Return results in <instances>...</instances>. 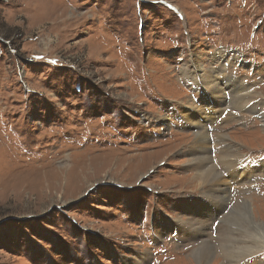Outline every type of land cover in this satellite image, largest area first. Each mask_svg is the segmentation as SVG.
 I'll return each instance as SVG.
<instances>
[{
    "label": "rangeland",
    "instance_id": "1",
    "mask_svg": "<svg viewBox=\"0 0 264 264\" xmlns=\"http://www.w3.org/2000/svg\"><path fill=\"white\" fill-rule=\"evenodd\" d=\"M203 75L234 88L205 129ZM201 131L215 162L231 144L260 170L215 204L193 177ZM252 215L264 0H0V264H194L207 243L208 264H235L223 252L260 231Z\"/></svg>",
    "mask_w": 264,
    "mask_h": 264
},
{
    "label": "bare ground",
    "instance_id": "2",
    "mask_svg": "<svg viewBox=\"0 0 264 264\" xmlns=\"http://www.w3.org/2000/svg\"><path fill=\"white\" fill-rule=\"evenodd\" d=\"M221 53H222L221 58H222V60H224L225 54H224V52H221ZM215 56H216V54H215ZM213 71H215V70H213ZM186 75L188 78H192L193 73L187 72ZM200 79H201L200 80L201 84L204 87L206 93L212 95V98L210 96H207L205 98V100H206L205 106L206 107H204V111L199 112L198 109H197L198 111L196 110L199 114H201V115L204 114L203 115L204 117L202 116L203 119H200L198 121L197 125H199L202 129H205L206 128L205 124L208 123L209 120H217V121L219 120V116H218V118L216 117L217 111H216L215 107L216 106L218 107L219 104L221 102H223L224 100L226 101V99L223 100V99H219L217 97V96H219L218 87L221 86L223 90L230 88L232 92H233L234 88L232 86H229L230 84L228 86L227 85L225 86L223 84L224 82L222 80H220L221 78L218 76H215V75H212L209 79H205V75H203L200 77ZM226 79H230V77H227ZM211 83L212 84L214 83L215 86H217V87H215L213 90H207L208 86H210ZM241 83H243V82L241 81ZM201 90H202V88H201ZM238 90H241V92H242V95H239V98L241 100H243V98L247 99L250 96V95L245 96V93L243 92L244 86L240 85V89H238ZM248 93L251 94V91H249ZM216 98H218V99H216ZM211 108L214 109V112L212 114H211ZM206 109L208 110V112L205 111ZM188 118H189V115H188ZM203 122H205V123H203ZM206 136L207 135H206L205 131L199 132L198 137L201 139V142L203 145H198L195 147L197 149V152L195 155L192 152V155H194V157L196 159L192 158L191 165L198 169V171L193 175V177L196 181L197 188L198 187L203 188V192H201V194L203 195V197L205 199L208 200V202H212L214 200L219 201L220 199L222 200L224 198V196L228 193L229 187H227V185H228L227 183L230 179H234L233 184H238V182L246 180V178L257 176V172L260 170L253 168V167H255L253 164L255 162L254 160L253 161L250 159L246 160L248 158L244 157L243 154L235 153V151H238V150L236 149V147L234 148V146L231 144L226 145V148L221 153V156H220L221 159H219V161L217 159L216 160L217 162H215L214 157L212 156L213 154H212L211 149L208 146H204L206 143L205 140L207 139ZM195 144H196V142H195ZM232 150H235V151H232ZM213 164H215L217 166V169L214 167ZM259 165H261V163ZM220 167H222V170L219 169ZM224 168H225V170H224ZM225 173L227 174V176ZM228 177L230 179H227ZM212 203H214V202H212ZM214 206L217 207V205H214ZM223 209H224L223 205H219V207L217 209V214L222 212ZM247 209H249V213H248ZM201 210H203V213L201 211H199V214L201 216L209 217L210 220L214 218L213 217L214 212L213 211L209 212L206 205ZM242 211H243V209H242ZM247 213L249 215L251 214L249 205L245 209V214H247ZM191 215L193 216L195 214H191ZM247 219H248L249 223H252V224L258 226L260 231H257L253 234H250V238L247 240H246V237L241 238V239L237 238L234 240L235 245L232 247L233 250L232 251L228 250V252L227 251L223 252V256H222L226 260L230 261V263L236 261L235 264H254V262H256L254 259V252H256L259 249H261L262 247H264V222H262V221L259 222V221L255 220L256 218L254 219L253 215L248 216ZM227 231L229 232L230 229ZM203 234H205V233L203 232ZM234 236H236V235H234ZM189 238H191V236H189ZM246 241H247V243L252 242L250 245V248H248L246 245H244V243L246 244ZM246 248L251 249V250L248 252L245 250ZM193 254H194L193 255L194 256V260H193L194 264H195V261L197 264H208L207 262L213 256L214 251L212 249V246L209 243H207L202 247V249L200 251L196 250Z\"/></svg>",
    "mask_w": 264,
    "mask_h": 264
},
{
    "label": "built area",
    "instance_id": "3",
    "mask_svg": "<svg viewBox=\"0 0 264 264\" xmlns=\"http://www.w3.org/2000/svg\"><path fill=\"white\" fill-rule=\"evenodd\" d=\"M215 109L218 111V109H217L216 107H215ZM219 112H220V111L217 112V115L219 114ZM217 115H216V116H217Z\"/></svg>",
    "mask_w": 264,
    "mask_h": 264
}]
</instances>
